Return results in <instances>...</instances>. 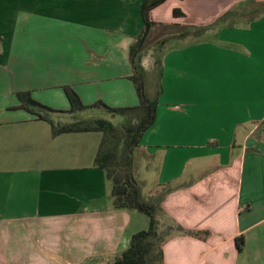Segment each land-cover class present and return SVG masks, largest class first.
<instances>
[{
  "label": "crops",
  "instance_id": "obj_1",
  "mask_svg": "<svg viewBox=\"0 0 264 264\" xmlns=\"http://www.w3.org/2000/svg\"><path fill=\"white\" fill-rule=\"evenodd\" d=\"M142 3L0 0V264L115 258L147 228L112 208L94 164L101 132L53 136L17 108L25 92L67 111L63 87L84 105H138L129 48ZM149 22L139 64L157 108L134 151L155 169L140 196L169 190L160 227L199 233L168 238L163 263L264 264V0H166Z\"/></svg>",
  "mask_w": 264,
  "mask_h": 264
},
{
  "label": "trees",
  "instance_id": "obj_2",
  "mask_svg": "<svg viewBox=\"0 0 264 264\" xmlns=\"http://www.w3.org/2000/svg\"><path fill=\"white\" fill-rule=\"evenodd\" d=\"M166 0H143L141 13L143 28L129 48L131 65L130 80L133 82L139 103L131 107H110L102 102L84 105L78 95L70 88L63 87L70 109L56 111L45 107L29 97L28 93L17 94L18 109L25 110L51 125L52 135L67 132L97 131L102 133L101 143L95 157V167L105 172L111 181V204L114 210H136L148 219L145 230L132 234L127 248L114 258L112 264H164L162 245L172 236H199L197 232L184 230L176 223L160 227L157 214L161 212L160 203L169 190L162 191L153 203L141 199L140 188L133 173V152L138 147L145 132L154 124L157 100L149 99L145 93L143 69L139 64L140 53L150 30L149 12ZM89 109H99L111 115H120L123 122L113 125L105 119H74L65 124H54L53 114L75 115ZM238 252L244 246L243 237L235 239Z\"/></svg>",
  "mask_w": 264,
  "mask_h": 264
},
{
  "label": "rangeland",
  "instance_id": "obj_3",
  "mask_svg": "<svg viewBox=\"0 0 264 264\" xmlns=\"http://www.w3.org/2000/svg\"><path fill=\"white\" fill-rule=\"evenodd\" d=\"M98 118L108 120L115 126H119L124 120L123 117L120 115H111L105 112L104 110H99V109H89L87 111L77 113L75 115L64 116L63 118H57L55 114L52 115V121L54 124H65L73 121L74 119L80 120V119H98ZM144 162L145 161L143 159H140L137 156V150L134 151L133 171L135 174V179L137 180V184L140 188V191H145L147 188H149V184L151 182L150 178L145 177L144 175L150 176V174L153 173V170L155 169L154 165L148 166ZM142 165H144V168H142ZM138 215L142 217V219L147 218L144 214L138 213ZM113 260L114 258L106 257L100 260H93V261L88 260L84 264H112Z\"/></svg>",
  "mask_w": 264,
  "mask_h": 264
}]
</instances>
